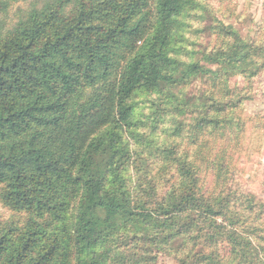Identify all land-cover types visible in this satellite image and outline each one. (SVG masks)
Segmentation results:
<instances>
[{"label":"trees","instance_id":"obj_1","mask_svg":"<svg viewBox=\"0 0 264 264\" xmlns=\"http://www.w3.org/2000/svg\"><path fill=\"white\" fill-rule=\"evenodd\" d=\"M25 1L0 0V14ZM206 11L31 0L0 27V264H260L264 201L228 181L225 138L264 114V44L219 25L204 57L220 69L204 68L183 25ZM201 73L213 85L198 104L172 92ZM165 117L186 142L155 157Z\"/></svg>","mask_w":264,"mask_h":264},{"label":"rangeland","instance_id":"obj_2","mask_svg":"<svg viewBox=\"0 0 264 264\" xmlns=\"http://www.w3.org/2000/svg\"><path fill=\"white\" fill-rule=\"evenodd\" d=\"M206 4V12L202 17L189 18L184 23L183 29L186 33L183 40L184 48L193 51L194 61L200 60V64L213 71L219 70L217 64L208 61L205 52L216 51L214 46L216 33L220 30L219 25L231 26L239 30L241 34L248 36L250 40L264 44V0H201ZM31 6V0L15 4L7 13L0 14V27L13 26L21 15ZM190 37V38H189ZM262 63V62H261ZM262 86H264V66L261 68ZM213 85L211 74L201 73L191 78L186 85H180L173 89L176 95L181 91L185 93L191 104H198L210 92ZM150 98L142 95L134 101L135 106L141 112H147L146 103L150 104ZM257 105L264 104V99L255 102ZM254 103V104H255ZM191 105V106H193ZM161 114V113H159ZM254 115V114H253ZM261 116V115H260ZM191 116L182 115L178 120H190ZM246 120L245 117H243ZM160 123L158 131L153 134L150 147L155 157L160 154L159 147L166 142H186V137L176 135V128L169 117H165ZM248 122V123H247ZM246 125L237 137L235 130H229L225 140H230L228 149L229 160L234 161V168L226 170L229 180L238 181L241 192L253 193L264 201V114L262 117L249 116ZM237 132V130H236ZM237 141V144L235 142ZM143 166V165H142ZM146 166V165H145ZM131 176L136 178V170L132 168ZM210 175V174H208ZM210 181H212V176ZM135 182V180H134ZM0 216L8 218L10 213L0 202ZM221 220V217H218ZM264 248V242H263ZM260 264H264V250ZM167 260L161 263L167 264ZM236 264V261L233 263Z\"/></svg>","mask_w":264,"mask_h":264}]
</instances>
